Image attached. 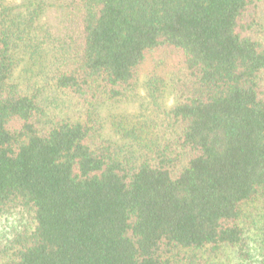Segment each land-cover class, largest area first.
Masks as SVG:
<instances>
[{"label":"trees","instance_id":"trees-1","mask_svg":"<svg viewBox=\"0 0 264 264\" xmlns=\"http://www.w3.org/2000/svg\"><path fill=\"white\" fill-rule=\"evenodd\" d=\"M262 3L51 0L52 32L41 4L0 2V218L30 216L0 264H194L223 247L247 260L245 208L264 198ZM167 47L185 63L168 123L122 156L97 106L133 91L145 55ZM45 50L83 120L47 121L39 95L11 82L22 54ZM146 85L159 110L160 78Z\"/></svg>","mask_w":264,"mask_h":264},{"label":"rangeland","instance_id":"rangeland-1","mask_svg":"<svg viewBox=\"0 0 264 264\" xmlns=\"http://www.w3.org/2000/svg\"><path fill=\"white\" fill-rule=\"evenodd\" d=\"M51 0H0L8 5H22L28 2L44 6L38 20V25L47 30L57 28L56 12ZM261 32L259 40L264 46V3L260 6ZM50 53L45 50L39 57L29 53L21 55L11 77V82L17 84L23 91L36 92L44 109L45 119L56 122L58 119L71 118L83 120V107L77 99L68 93L57 89L51 80L49 70ZM161 80V95L159 110L153 109L151 97L146 83L152 76ZM185 63L181 51L172 48H160L148 52L140 64L137 73V84L133 91L114 101L104 102L97 106V117L101 124V133L115 150L122 156H129L147 140L154 132L162 129L161 125L168 123L164 119L165 111L175 102L177 89L184 82ZM150 115L152 119L145 120ZM136 154V152H135ZM30 222L27 213L5 215L0 218V242H5L12 229L19 228ZM264 223V198L250 202L245 208L243 219L244 238L247 244L249 258L242 260L237 248L223 247L218 253L204 254L194 264H258L261 228ZM181 264V263H179Z\"/></svg>","mask_w":264,"mask_h":264}]
</instances>
